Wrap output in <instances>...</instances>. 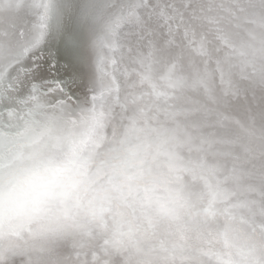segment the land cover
<instances>
[{
	"label": "clouds",
	"instance_id": "clouds-1",
	"mask_svg": "<svg viewBox=\"0 0 264 264\" xmlns=\"http://www.w3.org/2000/svg\"><path fill=\"white\" fill-rule=\"evenodd\" d=\"M254 15L264 65V0ZM110 76L75 110L43 100L22 114L21 152L0 166V264H264V172L240 145L193 135L178 118L195 110L135 97L118 116Z\"/></svg>",
	"mask_w": 264,
	"mask_h": 264
},
{
	"label": "bare ground",
	"instance_id": "bare-ground-1",
	"mask_svg": "<svg viewBox=\"0 0 264 264\" xmlns=\"http://www.w3.org/2000/svg\"><path fill=\"white\" fill-rule=\"evenodd\" d=\"M9 2L0 0V9H7ZM16 2L20 11H0V166L11 164L21 152L19 130L24 112L38 109L43 100L59 101L63 107H57V115L65 108L75 110L99 88L102 71L111 72L109 96L118 116L130 115L132 101L139 97L138 102L146 107L154 100L155 106L170 111L195 110V116L178 119L191 122L194 127L188 130L205 140L223 141L219 136L226 140L242 127H254L247 125V119L241 121L244 116L251 117L250 121L255 118L240 108L244 113L245 107L248 114L251 109L255 112L257 98L264 105L260 80L264 65L258 60L260 53L247 56V43L255 41L249 31L242 32L248 35L243 39L226 44L232 38L224 10L233 11L231 21L240 28L243 24L236 21L237 15L253 21L250 15L259 10L260 0ZM102 12L108 14L103 17L111 34L107 41L101 36ZM250 25L251 30L259 28V24ZM105 43L110 47L105 48ZM102 52L109 55L103 67ZM47 61L58 66L57 77L39 69H46ZM121 62L129 71L119 68ZM254 122L264 123V119Z\"/></svg>",
	"mask_w": 264,
	"mask_h": 264
},
{
	"label": "water",
	"instance_id": "water-1",
	"mask_svg": "<svg viewBox=\"0 0 264 264\" xmlns=\"http://www.w3.org/2000/svg\"><path fill=\"white\" fill-rule=\"evenodd\" d=\"M235 2H237V0H234ZM240 1H244V0H240ZM223 7V6H222ZM217 8V6H216ZM219 8V6H218ZM226 12V15L227 18H228V22H226V24L229 25V29L231 30L230 31V34L229 36L231 35V38L232 40H229L226 44L230 43V42H234V40H238V39H243L244 37L248 36V35H242L244 33H247L248 31L250 32L249 33V36L253 35L252 36V39H254L255 41L251 43V41H249V43H247L249 46L247 48H249V52L247 54V56H251L253 54V52H258L260 53L259 55L261 56V49H260V45L258 43V40L256 39V37L258 36L259 32H260V28H256L254 27L256 30H251V24H260L261 23V19L259 16H255L254 15V12H251V15L252 17H254V20L253 21H250V17L249 19H245L244 16H240V15H237L239 16V18L237 17L236 18V21H241L242 22V26L240 28H237V26L231 21V19H235V16H234V13L233 11H230L229 8H225L224 10ZM219 12H223V10H219ZM243 15V14H242ZM246 15H249V11H246ZM254 22V23H253ZM234 32H236V34H234ZM233 36H235L236 38H234ZM245 40H248L245 39ZM243 42V40H242ZM239 48H240V45H239ZM119 49L121 50L122 48L119 46ZM252 52V53H251ZM117 58H119L120 60H122V56H116ZM125 59L126 58V55H125ZM260 59V57L258 58V60ZM48 62V61H47ZM121 70L127 72L129 71L125 66H124V63L122 65V62L120 64V67H119ZM145 68V67H144ZM143 68V70H144ZM39 69L43 70L44 72L48 73L49 77L51 76H54V77H57L58 76V66L55 68V65H52L51 63H47V70L44 69V68H40ZM159 72L161 74V77H164V73H163V70L160 68L159 69ZM152 78V77H150ZM28 81V74L25 76V79H23V84L25 85ZM158 83H161L162 85L163 82L161 80H154ZM166 83V82H165ZM28 84V83H27ZM169 86V85H167ZM147 89V88H145ZM262 102V99L260 98H257L255 101H254V105H255V112L252 111L251 109V114H248V108L245 107V113L242 109V107L240 108L241 112L243 114H247V115H251L253 118H255L256 120H262L264 119V105L261 104ZM263 115V116H262ZM241 116V115H240ZM248 118H251V117H247V116H244L241 118V121L244 120V119H247V122L246 123H250V124H247V125H254V127L252 129H247V128H241L240 131H236L234 134H231V136H226V140L223 139L222 136H219L221 140L223 141H226L230 144H238L241 146L242 142L245 141L244 143V148L243 149H238V153L240 155H242L247 161L248 163L245 165L246 167V170H248L250 173H253L255 176H257V179L259 178L260 174L262 172H264V156L260 155V152H261V146H262V141L260 139V130L261 129H264V123H256L254 121H250V119L248 120ZM242 134H249V135H254L256 136V138H249V137H244V136H241ZM258 136V138H257ZM202 138H204V136H202ZM208 140V139H207ZM243 152H246V154H243ZM65 253H68V250L65 249L64 250ZM69 258L70 255H69Z\"/></svg>",
	"mask_w": 264,
	"mask_h": 264
}]
</instances>
